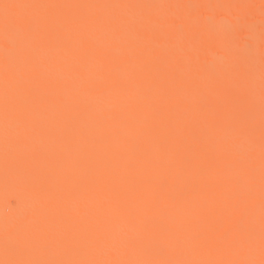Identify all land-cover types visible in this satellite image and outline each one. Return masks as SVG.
<instances>
[{"label": "bare ground", "instance_id": "6f19581e", "mask_svg": "<svg viewBox=\"0 0 264 264\" xmlns=\"http://www.w3.org/2000/svg\"><path fill=\"white\" fill-rule=\"evenodd\" d=\"M0 264H264V0H0Z\"/></svg>", "mask_w": 264, "mask_h": 264}, {"label": "snow or ice", "instance_id": "6c2138e0", "mask_svg": "<svg viewBox=\"0 0 264 264\" xmlns=\"http://www.w3.org/2000/svg\"><path fill=\"white\" fill-rule=\"evenodd\" d=\"M228 30H230V29H228Z\"/></svg>", "mask_w": 264, "mask_h": 264}]
</instances>
